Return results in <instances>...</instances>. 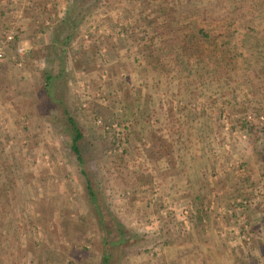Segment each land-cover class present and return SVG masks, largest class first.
<instances>
[{
	"label": "rangeland",
	"instance_id": "obj_1",
	"mask_svg": "<svg viewBox=\"0 0 264 264\" xmlns=\"http://www.w3.org/2000/svg\"><path fill=\"white\" fill-rule=\"evenodd\" d=\"M231 1L34 0L13 59L20 26L0 31V264H101L105 242L106 264H168L177 240L198 264H264V0H236L235 67L169 55L173 11L242 17Z\"/></svg>",
	"mask_w": 264,
	"mask_h": 264
},
{
	"label": "trees",
	"instance_id": "obj_2",
	"mask_svg": "<svg viewBox=\"0 0 264 264\" xmlns=\"http://www.w3.org/2000/svg\"><path fill=\"white\" fill-rule=\"evenodd\" d=\"M240 11L244 19V11L252 13L246 6L247 1L241 3L232 0L230 7ZM238 3V4H237ZM201 13L200 25L198 15ZM244 15V16H243ZM239 18L229 17L228 14L220 12L212 15L207 10L200 12L198 8H193L187 5H183L180 9L172 12L169 16V28L173 29L172 36L169 38V55L174 56L179 64L181 63L183 71H191L189 68V62L193 61L196 65V70L203 69V67H211L215 74L219 65L227 67L232 65L235 67L236 60L239 54H237L235 48H237V42L233 40L234 35H239L241 46L247 48L246 35L252 28L247 24V20H243V24H239ZM173 23H175L173 25ZM207 27V30H206ZM210 29V30H209ZM186 58L184 60L183 58ZM189 61V62H188ZM192 63V62H191ZM228 64V65H226ZM67 120L72 128L73 135L71 137L70 148L75 153L76 158L81 167V171L86 178V186L89 192L92 202H96V196L92 190L91 181L87 174L84 172L82 166L84 165V159L79 146V140L82 137V132L78 128L76 122L71 116L67 117ZM122 239L123 233H122ZM105 239V238H104ZM106 241V239H105ZM106 250L103 253V260L107 263L108 249L111 247L109 242H105Z\"/></svg>",
	"mask_w": 264,
	"mask_h": 264
},
{
	"label": "crops",
	"instance_id": "obj_3",
	"mask_svg": "<svg viewBox=\"0 0 264 264\" xmlns=\"http://www.w3.org/2000/svg\"><path fill=\"white\" fill-rule=\"evenodd\" d=\"M29 2H30V0H29ZM33 2H34V0H31L29 7H26L24 5H21V7H20L17 0H15V2H11V3L7 4L6 7H4V4L1 2L0 31H3V29L8 26L9 22H12V23L15 22L16 24H18V26H20V31H21L20 35L15 36V39H14L12 45L10 44L11 47H8L6 49V55H8L7 59L15 58L13 55L14 54L13 52H14L16 47H20V46L25 47L27 45V43H29L28 38H30V37H28L26 35L27 31L30 30V26H31V24H33V22L39 23L37 21L39 18L37 16H35V14L31 13L33 11L32 9L35 8V6L33 7V5H34ZM46 2H43L44 3L43 5L47 6L50 4V3L48 4ZM51 5H53V4H51ZM2 9H3V11H2ZM29 11H31V12H29ZM44 20H45V22H48L44 18L43 19L41 18L40 22H43ZM45 22H44V24H45ZM33 35L34 34L31 32V36H33ZM37 36H40V34H37ZM198 224H195V227H197ZM190 239L192 242V246H193L194 250L196 251L195 244L197 243V241L193 242L194 238H190ZM186 247H187V244L184 240L169 241V243H168L169 255L164 257L166 260V263H168V264H183L182 261L179 262V258H181V259L183 258V260H185V258L187 256H189V258L191 260H193L192 263L190 260H187V262L189 264H198V262L200 261V258L198 255L199 253L198 252L195 253V252H192L190 250H187ZM103 256L104 255L102 254L101 264H106L103 260ZM111 258H112V254H110V255L108 254L107 263L111 260ZM203 259L204 258H202V260ZM161 260H163V259H161ZM184 264H185V262H184Z\"/></svg>",
	"mask_w": 264,
	"mask_h": 264
},
{
	"label": "built area",
	"instance_id": "obj_4",
	"mask_svg": "<svg viewBox=\"0 0 264 264\" xmlns=\"http://www.w3.org/2000/svg\"><path fill=\"white\" fill-rule=\"evenodd\" d=\"M14 30H9L6 35H5V41L0 43V63L3 61L4 57H5V43H9L12 42L14 39ZM18 52L22 51V47L17 48ZM116 140L119 142L120 140H123V133L122 132H118L117 136H116ZM117 142V143H118Z\"/></svg>",
	"mask_w": 264,
	"mask_h": 264
}]
</instances>
